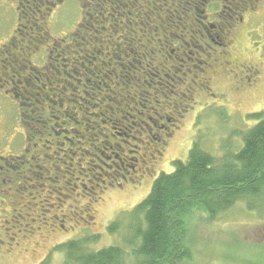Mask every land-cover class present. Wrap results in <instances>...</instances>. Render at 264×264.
<instances>
[{
  "label": "flooded vegetation",
  "instance_id": "af4514ba",
  "mask_svg": "<svg viewBox=\"0 0 264 264\" xmlns=\"http://www.w3.org/2000/svg\"><path fill=\"white\" fill-rule=\"evenodd\" d=\"M0 2L15 16L12 30L0 39V94L17 104L18 118L9 137L4 118L1 123L0 143H7L0 149V180L11 185L1 191L50 171L49 162L85 161L90 152L86 143L100 162L112 158L108 149L114 158L126 147L132 152L129 139L120 141L119 136L129 137L135 125L137 134L155 140L153 114L166 118L160 129L169 130L167 123L189 110L199 92L216 95L214 75H231L222 59L246 65L231 48L233 32L247 24L250 8L240 11L229 0ZM253 49L257 60L241 64V73L234 70L237 78L230 76L226 90L251 89L261 81L264 47ZM211 70L216 74L209 75ZM130 119L132 123L122 125ZM17 136L22 137L18 152L13 149ZM102 137L113 142L103 144ZM114 163H106L111 171L105 172L110 178H104L105 188L115 186L118 177L126 180L119 172L124 162ZM8 200L9 207L10 196ZM4 225L0 217V229ZM5 230L2 244V236L9 237Z\"/></svg>",
  "mask_w": 264,
  "mask_h": 264
},
{
  "label": "rangeland",
  "instance_id": "374dc122",
  "mask_svg": "<svg viewBox=\"0 0 264 264\" xmlns=\"http://www.w3.org/2000/svg\"><path fill=\"white\" fill-rule=\"evenodd\" d=\"M246 12L248 22L233 32L234 47L231 51L249 66L257 60V51L253 48L264 47V0ZM14 24L15 16H9L0 2V39L9 34ZM217 48L220 50L222 46ZM225 60L228 59H222L220 63L227 67L231 75H217L213 70L212 74L209 73L216 74L213 77L216 80L212 82L216 95L199 92L189 110L167 123L169 130L160 129L166 118L153 114L151 122L147 120L155 127L153 136H161L160 143L152 140L147 133L137 134L134 125L129 137L119 136L120 141L129 139L132 145L128 148L133 149L129 152L126 147L124 153L115 149L121 153L120 158H114L113 150L108 149L106 154L112 158L100 162L92 145L86 143L90 152L82 150L87 155L85 161L49 162L50 171L45 169L42 175L27 177L17 188L9 191H1L2 186L8 190L11 185L0 180V194L4 192L0 195V217L5 224L0 229V238L5 229L12 237L2 236L4 243H0V264H65L66 253L61 245L81 238L90 239V246L94 249L112 244L119 245L126 252L133 249L130 247L133 245L127 242L129 225L135 226L138 221L132 216V209L149 194L155 178L162 172L174 171L175 160L186 161L196 141L216 158L222 157L228 150L239 149L243 143V131L255 123L248 114L264 110V62L260 66L261 81L251 89L233 91L226 90L231 82L229 79H236L235 71L241 73V64H245H229ZM209 61L212 62V59ZM3 97L0 94V131L1 123L5 121L6 136L9 137L18 125L17 104L10 97ZM160 100L163 101V98ZM179 109H182L181 106ZM133 120H123L122 125ZM153 122H158L159 126L156 127ZM21 138L16 137L13 146L16 152L22 149L19 147ZM108 139L102 137L101 141L105 144ZM6 143L7 140L2 141L0 149ZM98 154L102 159L106 156ZM79 157L82 158L79 155L75 160L78 161ZM114 162H124L119 172L126 175V180L118 177L115 186L108 184L105 188L104 178L110 180L105 172L111 171L106 163L114 165ZM246 206L244 201H239L213 219L202 212L192 217L190 239L194 246L193 256L180 264H264V197L256 210H249ZM118 219L123 221L120 232H109V224ZM132 229L133 236L136 231ZM2 249L9 250L7 255Z\"/></svg>",
  "mask_w": 264,
  "mask_h": 264
},
{
  "label": "trees",
  "instance_id": "16d2710c",
  "mask_svg": "<svg viewBox=\"0 0 264 264\" xmlns=\"http://www.w3.org/2000/svg\"><path fill=\"white\" fill-rule=\"evenodd\" d=\"M229 1L240 11L260 2ZM248 115L255 123L243 131L239 149L216 158L196 141L186 161L175 160L174 171L155 178L149 194L132 209L138 221L129 225L127 242L133 249L126 252L116 244L94 249L88 238L69 240L60 247L66 253L64 263L180 264L193 256L190 223L197 213L213 219L239 201L256 210L264 197V110ZM156 136L160 143L161 136ZM122 222L113 220L108 231L120 232Z\"/></svg>",
  "mask_w": 264,
  "mask_h": 264
}]
</instances>
